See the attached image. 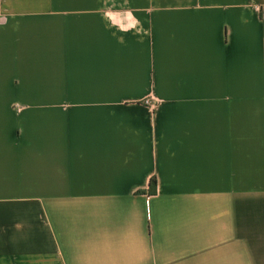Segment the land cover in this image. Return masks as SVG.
<instances>
[{"label":"crops","instance_id":"1","mask_svg":"<svg viewBox=\"0 0 264 264\" xmlns=\"http://www.w3.org/2000/svg\"><path fill=\"white\" fill-rule=\"evenodd\" d=\"M0 264H264V0H0Z\"/></svg>","mask_w":264,"mask_h":264},{"label":"built area","instance_id":"2","mask_svg":"<svg viewBox=\"0 0 264 264\" xmlns=\"http://www.w3.org/2000/svg\"><path fill=\"white\" fill-rule=\"evenodd\" d=\"M144 105H147L150 108H153L154 105L159 102V99L154 96H147L142 99Z\"/></svg>","mask_w":264,"mask_h":264},{"label":"trees","instance_id":"3","mask_svg":"<svg viewBox=\"0 0 264 264\" xmlns=\"http://www.w3.org/2000/svg\"><path fill=\"white\" fill-rule=\"evenodd\" d=\"M150 188H152V189H154V187H155V181H154V179H150V181H149V185H148ZM153 191V190H152Z\"/></svg>","mask_w":264,"mask_h":264},{"label":"rangeland","instance_id":"4","mask_svg":"<svg viewBox=\"0 0 264 264\" xmlns=\"http://www.w3.org/2000/svg\"><path fill=\"white\" fill-rule=\"evenodd\" d=\"M149 96V95H148ZM147 97V96H146Z\"/></svg>","mask_w":264,"mask_h":264}]
</instances>
